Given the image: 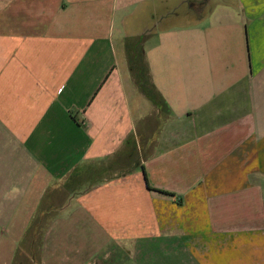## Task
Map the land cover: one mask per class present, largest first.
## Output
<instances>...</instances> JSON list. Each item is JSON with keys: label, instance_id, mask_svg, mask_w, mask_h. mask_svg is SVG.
Instances as JSON below:
<instances>
[{"label": "crops", "instance_id": "crops-1", "mask_svg": "<svg viewBox=\"0 0 264 264\" xmlns=\"http://www.w3.org/2000/svg\"><path fill=\"white\" fill-rule=\"evenodd\" d=\"M42 210L39 264H264V0H0V264Z\"/></svg>", "mask_w": 264, "mask_h": 264}, {"label": "trees", "instance_id": "trees-1", "mask_svg": "<svg viewBox=\"0 0 264 264\" xmlns=\"http://www.w3.org/2000/svg\"><path fill=\"white\" fill-rule=\"evenodd\" d=\"M145 179L147 181L146 174ZM147 186L154 189L153 187H150L148 183ZM154 190L162 193H169L163 190ZM55 215L56 214L54 213H45L43 210L35 213L31 225L26 229L25 235L19 244L12 264H18L19 261H22L24 256H28V260L31 264H39L41 257L42 235L47 226L50 225V222L55 217Z\"/></svg>", "mask_w": 264, "mask_h": 264}, {"label": "rangeland", "instance_id": "rangeland-1", "mask_svg": "<svg viewBox=\"0 0 264 264\" xmlns=\"http://www.w3.org/2000/svg\"><path fill=\"white\" fill-rule=\"evenodd\" d=\"M18 264H31L28 260V256H24L22 261H19Z\"/></svg>", "mask_w": 264, "mask_h": 264}]
</instances>
